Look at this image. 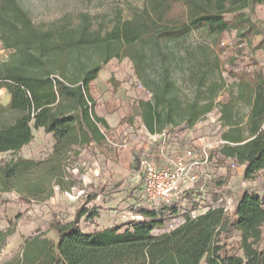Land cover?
<instances>
[{"label": "trees", "instance_id": "obj_1", "mask_svg": "<svg viewBox=\"0 0 264 264\" xmlns=\"http://www.w3.org/2000/svg\"><path fill=\"white\" fill-rule=\"evenodd\" d=\"M262 3L152 0L151 9L137 11L121 25L103 31L91 30L87 14H79L76 24L60 20L37 26L18 0H0V38L10 49L0 67L1 84L10 96L6 107L0 105V154H14L28 144L33 137L31 128H41L54 139L44 160L0 158V192L16 191L23 194L22 199L45 198L51 195L52 186L73 187L65 176L69 154L80 146L108 145L105 131L109 125L95 114L91 85L112 58L130 60L135 76L151 94L150 99L135 104L149 134L181 125L193 128L218 105L222 129L218 152L244 166L243 179L253 181L264 170L263 70H230L235 90L224 101L215 102L212 89L201 100L184 99L171 76L176 58H168L167 48L170 42H186L199 30L218 38L231 30L248 31L250 18L239 12ZM225 14L234 16L226 20ZM207 50L216 55L221 52L209 46ZM205 53V61L198 65L200 86L207 77L209 55ZM188 55L195 58V48ZM109 81L118 85L112 77ZM6 111L17 114L8 124L1 122ZM140 212L149 220L132 222L124 230L118 225L85 233L80 230V218L97 214L81 206L69 222L52 223L55 244L39 234L25 238L21 251L8 264H200L202 260L205 264H264V247H258L264 196L255 192L244 191L235 200L232 214L219 206L210 207L194 218L184 214V221L168 230L164 213L175 216L176 209ZM230 228L240 235L242 256L215 240ZM11 232L0 230V249Z\"/></svg>", "mask_w": 264, "mask_h": 264}, {"label": "rangeland", "instance_id": "obj_2", "mask_svg": "<svg viewBox=\"0 0 264 264\" xmlns=\"http://www.w3.org/2000/svg\"><path fill=\"white\" fill-rule=\"evenodd\" d=\"M18 1L29 12L37 26L60 20H71L72 24H76L79 14H87L91 30L103 31L121 25L137 11L152 8V0ZM239 13L250 18L251 26L248 31L231 30L218 38L199 30L186 42L168 44V58H176L170 67L171 76L179 87L182 98L201 100L212 89L216 92L215 102L224 101L231 91L235 90L233 79L229 75L230 70L253 72L261 69L264 72V3L255 4ZM233 16L234 14L224 15L226 20H231ZM190 46L195 48V58L188 55ZM208 46L221 52L216 55L207 50ZM205 52L209 55L205 67L207 77L204 86H200L197 79L198 65L205 61ZM215 60L218 61L216 67ZM111 77L114 82H118L116 87L109 81ZM91 94L96 103L95 114L104 118L109 125V129L105 131L108 145L80 146L69 154L65 168L66 182L73 183L69 190L52 186L50 196L44 198V195H41L27 199H22L23 194L16 191L0 192V230L12 231L0 249V264H8L21 251L25 238L39 234L55 244L57 233L52 228V223L69 222L73 219L75 210L81 206H86L97 214L90 219L86 215L80 218L79 227L83 232L100 231L118 225L124 230L132 222L148 221V218L141 215L137 205L143 181L142 161L161 165L163 158L168 157L177 145L178 148L195 150L202 144L212 146L210 165L204 166V169L198 172H206L209 175L207 178L202 177L198 184L183 193L189 201L185 208H188L198 195L202 196L203 193L197 191L200 185L205 189V201L221 198L229 208L228 214H232L235 200L244 191L264 196V170L260 171L253 181H245L241 166H232V159H225L219 154V135L222 129L218 120V105H215L195 127H168L166 138L157 136L150 139L137 115L135 104L140 99H150L151 94L135 76L130 60L112 58L102 65L98 77L91 85ZM16 115L6 111L1 122L8 124ZM31 131L33 137L28 144L14 154H0V158H47L54 144L52 135L45 133L41 128H31ZM90 196L93 198L87 202ZM164 214V228L171 229L179 218L168 212ZM135 216H138V219H132ZM215 240H220L230 252L242 256L239 248L240 235L236 230L230 228ZM258 247H264V225ZM200 264L205 263L202 260Z\"/></svg>", "mask_w": 264, "mask_h": 264}, {"label": "built area", "instance_id": "obj_3", "mask_svg": "<svg viewBox=\"0 0 264 264\" xmlns=\"http://www.w3.org/2000/svg\"><path fill=\"white\" fill-rule=\"evenodd\" d=\"M10 49L3 46L0 38V67L3 62L8 60ZM0 85L1 79H0ZM167 130L161 134H149L150 139L157 136L166 138ZM222 143V141L220 140ZM172 153L169 154L164 164L157 165L153 162L142 161V188L139 193L138 207L150 211H158L159 209H176V216L179 220L171 226V229L184 221V214H188L191 218L204 213L210 207L219 206L225 212L228 206L222 199L205 201V189L200 185L198 195L188 208V198L183 194L187 189H192L199 183L202 177L207 178L209 174L206 172L198 173L203 167L210 165V149L211 145L202 144L198 150L194 148H178L173 147ZM230 159V158H227ZM233 160V159H232ZM236 166L233 160L232 166ZM238 165V164H237ZM239 166V165H238ZM187 207V206H186ZM132 219H138V216Z\"/></svg>", "mask_w": 264, "mask_h": 264}, {"label": "crops", "instance_id": "obj_4", "mask_svg": "<svg viewBox=\"0 0 264 264\" xmlns=\"http://www.w3.org/2000/svg\"><path fill=\"white\" fill-rule=\"evenodd\" d=\"M96 80V79H95ZM0 94H1V98H0V105L2 106V107H6L7 105H8V103H9V99H10V96H9V94H8V92H7V90L5 89V87L4 86H2V85H0ZM199 123V122H198ZM197 123V124H198ZM196 126V125H195ZM194 126V127H195ZM169 147V146H168ZM171 148H172V146H170ZM169 152V151H168ZM167 152V155L169 154ZM166 159H167V157L165 156V158H163V164L165 163V161H166ZM241 166V165H240ZM243 170H244V166H241V173L243 174ZM198 192H199V190H197ZM95 232V231H94ZM85 233H93V232H85Z\"/></svg>", "mask_w": 264, "mask_h": 264}]
</instances>
